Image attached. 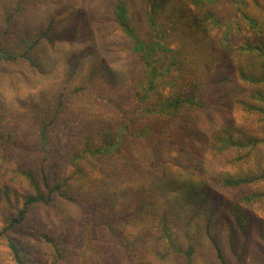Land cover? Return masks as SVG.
<instances>
[{
  "label": "trees",
  "instance_id": "obj_1",
  "mask_svg": "<svg viewBox=\"0 0 264 264\" xmlns=\"http://www.w3.org/2000/svg\"><path fill=\"white\" fill-rule=\"evenodd\" d=\"M78 1L14 0L2 8L0 60L23 59L39 69L48 51L66 68L55 72L58 83L49 81L44 95L0 126V206L11 183L25 190L0 227V264H167L181 253L193 264V249L175 242L191 222L197 235H209L215 260L228 264L211 232L216 217L225 224L230 214L245 233L247 211L205 181L204 135L191 120H214L216 106L234 95L231 65L250 53L261 58L259 71L240 67L238 75L261 90L247 108L264 121V10L238 19L253 32L241 44L217 15L220 0H104L102 15L91 20ZM205 19L220 28L216 39L203 29ZM108 28L113 48L100 43ZM209 46L232 62L216 65ZM115 53L117 60L109 59ZM226 128L217 142L237 151L234 160L253 157L264 145L256 133ZM255 179L226 176L222 184L236 189ZM179 194L197 197L204 216L187 219L174 204Z\"/></svg>",
  "mask_w": 264,
  "mask_h": 264
},
{
  "label": "rangeland",
  "instance_id": "obj_2",
  "mask_svg": "<svg viewBox=\"0 0 264 264\" xmlns=\"http://www.w3.org/2000/svg\"><path fill=\"white\" fill-rule=\"evenodd\" d=\"M14 0H0V33L4 29L5 24L2 17V8L12 3ZM83 2V5L89 11V19H95L103 13L104 0H79L78 3ZM237 9L239 11H237ZM264 10V0H240L239 3L235 0H220L216 6L217 14L220 18H224V22H229L230 27L224 25V29L228 31L230 38H236L237 42L244 43V40L250 39L253 32H249L246 28L247 25L244 21L238 20L241 17L259 16ZM222 13V14H220ZM236 14L235 18L230 17ZM131 16L134 13L129 12ZM204 19V16L200 17ZM7 34L12 39L16 36V29ZM203 29L216 39L217 32L220 33V28H216L213 20L205 19ZM107 39L101 40L100 43L104 47L113 48V40L115 38L114 31L111 28L107 30ZM68 28L67 34H70ZM262 33V32H261ZM263 35V33H262ZM3 36V35H2ZM100 37V35H99ZM218 38V37H217ZM99 39V38H98ZM119 41V40H118ZM118 43L121 44V41ZM231 50L238 48L235 43ZM68 48V47H67ZM69 49V48H68ZM236 50V49H235ZM208 54H216L219 57V62L216 65H224L227 61L231 63L232 60H227L225 53L209 46ZM40 55L39 69L33 68L25 60L19 59L14 62H5L0 60V113L4 115V119L0 121L1 127H6L7 120L11 118L18 110L22 109L26 102L35 99L38 100L45 94L43 89L49 84L59 82L55 72L64 70L66 68L65 61L57 60L56 64L53 63L54 59L49 55L48 51ZM118 55L115 53L109 59L117 60ZM236 59V58H234ZM210 60V58L208 59ZM215 62V61H214ZM225 62V63H224ZM87 64V61H85ZM84 64V65H85ZM209 63L203 62L201 66H207ZM261 65V58L257 54H243L238 57V65H231L233 70L232 81L234 84L230 86L234 90V95L225 97L221 104H218L217 111L211 115L214 120L208 122L206 118H200L196 123L192 118L191 123L203 133L204 137L199 147L203 152L204 161V178L209 186L220 192L222 195L231 198L234 201L241 203L242 208L247 211L245 215L246 224L248 225L246 232L242 233L239 229L234 227L235 218L230 214L227 215V223L224 224V218L218 214L215 221V228L211 231L222 247L224 253L227 255L228 264H264V145L258 148L255 156L246 157L241 160H234L237 156L235 149H225L222 144L218 143L217 135L226 127L235 130L236 128L243 131V133L251 134L256 133L258 136L264 137V121L254 111L247 108L248 104L256 102V94L261 91L256 86L247 81H243L238 75L239 68H243L245 72L251 71L255 74L259 71ZM85 67V66H84ZM82 70V68L80 67ZM62 81V80H61ZM49 93L50 88H46ZM210 116V115H209ZM235 132L239 133L238 130ZM241 133V132H240ZM196 175V174H193ZM254 176L256 179L252 183L243 185L236 189H230L222 184V179L226 176ZM8 201H2L0 206V227L5 224V220L9 218L13 212L14 205H17L25 192V190L14 183L10 184V188L6 189ZM256 193L260 197L250 202L243 200L246 194ZM179 198L175 201V207L183 210L186 218L191 221H197L198 214L204 216V211H198L199 208L206 207L199 204V199L187 201L183 194H179ZM23 200V199H22ZM203 206V207H199ZM65 210V207H62ZM223 208H220L222 211ZM39 222H44V213L42 210L37 211ZM227 213L224 212V215ZM5 215V216H4ZM29 223H34L30 221ZM193 222L188 226V233L185 237L177 239L175 242L182 246L184 249L191 248V259L193 264H220L218 263L212 251L210 244V237L208 234L203 233L197 235V231ZM246 235V238L243 236ZM35 237V234H32ZM230 239L235 241L236 246L241 250V256L237 255L234 250L230 248ZM36 245L40 244L36 241ZM182 254V253H181ZM178 254L176 260L168 262L167 264H186L185 255Z\"/></svg>",
  "mask_w": 264,
  "mask_h": 264
}]
</instances>
